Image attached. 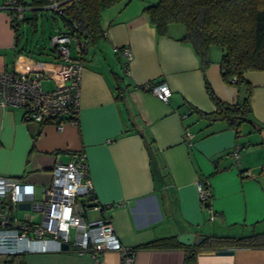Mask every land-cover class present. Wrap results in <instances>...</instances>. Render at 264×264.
I'll return each instance as SVG.
<instances>
[{"label": "crops", "instance_id": "crops-1", "mask_svg": "<svg viewBox=\"0 0 264 264\" xmlns=\"http://www.w3.org/2000/svg\"><path fill=\"white\" fill-rule=\"evenodd\" d=\"M26 1V18L44 8L39 0ZM156 1L122 0L102 11V37L91 50L88 42L82 53L76 125L57 128L24 119L20 108L0 106V175L31 184L39 199L55 161H68L82 151L94 198L107 206L102 213L110 217L121 243L170 242L137 250L133 264H264V245L196 249V243L178 240L181 246L172 245L182 233L194 239L264 233V70L244 73L252 86V121L243 123L238 135L224 120L200 117L192 107L205 113L216 108L207 83L226 103L241 101L245 88L226 86L218 59L202 68L192 45L181 40L180 24L170 25L168 35H157L143 11ZM19 39L0 9V70L56 71L54 50L48 59H39L26 46L20 48ZM123 46L132 54L128 62L120 52ZM71 54H77L75 47ZM44 81L50 82L46 88L53 87V79ZM160 82L171 90L168 101L151 90ZM142 134L153 140V161ZM235 144L241 146L237 160L231 155ZM198 181L209 185V209L200 203ZM100 215L89 213L91 218ZM28 217L35 221L30 212ZM192 249L195 258L186 261ZM20 255L23 264H93L91 252L72 247ZM1 256L0 264L6 259ZM98 257V264H121L116 250H100Z\"/></svg>", "mask_w": 264, "mask_h": 264}, {"label": "built area", "instance_id": "built-area-1", "mask_svg": "<svg viewBox=\"0 0 264 264\" xmlns=\"http://www.w3.org/2000/svg\"><path fill=\"white\" fill-rule=\"evenodd\" d=\"M23 1L3 0L0 5V9L7 14L10 26L18 25L24 18L27 6ZM44 9L61 13L57 0H48ZM49 44L58 60L56 71L50 73L41 67L0 70V106L20 108L24 119L51 123L57 128L65 124L76 125L80 111L82 53L88 46V40L56 31L50 35ZM72 47L77 52L75 56L71 54ZM120 52L128 62L132 55L130 49L123 46ZM46 78L53 79V87L43 85ZM151 90L163 101H168L171 96L165 82L152 86ZM190 136L186 132V137ZM240 147L235 144L231 150L235 160ZM32 187L19 178L0 175V255L61 251L62 245L67 244L68 248L91 252L93 264L99 263L98 252L103 249L118 251L121 264H133L135 251L121 243L110 217L102 213L107 206L94 198V188L82 151L68 161H55L51 168V181L43 188L39 199H36ZM197 191L202 206L210 203L211 191L207 182L198 181ZM21 202L30 203L25 219L18 218L16 214L17 211L26 212L18 209ZM31 210L40 211L41 219L29 221ZM92 211L101 215L91 218L89 213Z\"/></svg>", "mask_w": 264, "mask_h": 264}, {"label": "trees", "instance_id": "trees-1", "mask_svg": "<svg viewBox=\"0 0 264 264\" xmlns=\"http://www.w3.org/2000/svg\"><path fill=\"white\" fill-rule=\"evenodd\" d=\"M60 3L59 15L64 24V30L78 39L95 43L102 37L100 24L101 13L106 8L122 0H57ZM27 6V1H23ZM48 0H39L46 5ZM144 13L157 35H168L172 24H181L184 34L181 40L189 42L196 51L202 68L210 64V49L218 46L221 49L219 73L222 80L235 84H243L246 94L241 101L226 103L216 96L207 83L208 96L215 104V110L210 113L192 107L200 117L209 121L224 120L239 134L240 126L250 117V96L252 86L245 79L244 73L249 70H264V0H157L144 8ZM36 13L22 21L30 20L36 25ZM20 23V22H19ZM18 25L11 26L17 33ZM51 48V47H50ZM52 49V48H51ZM144 144L153 158V140L142 134ZM159 168V164L155 162ZM243 172V171H242ZM210 203L205 204L209 209ZM168 239H153L136 246L139 249H151L167 246ZM173 246L182 244L174 238ZM264 245V233H254L245 236H204L196 244V249L202 248H235ZM196 249L186 251L185 260L193 261ZM1 264H23L21 255H7Z\"/></svg>", "mask_w": 264, "mask_h": 264}, {"label": "rangeland", "instance_id": "rangeland-1", "mask_svg": "<svg viewBox=\"0 0 264 264\" xmlns=\"http://www.w3.org/2000/svg\"><path fill=\"white\" fill-rule=\"evenodd\" d=\"M36 13H37L36 25L34 26L30 22V20L27 21L23 20L19 23L18 31L17 33H15V35L16 37L20 38L18 40V46L20 48L26 46V51H28L27 53H32L33 56L39 59H48L50 56L53 55V49L50 48V44H49V37L54 31H57L56 29L63 30L64 28L63 20L59 15L53 13L51 10H47L44 8L36 10ZM27 15H30V13H28ZM179 26H180L179 28L184 30L181 24ZM93 47L94 45H92L91 43L89 46V50H91ZM12 51L14 50L12 49ZM209 54L211 60L210 63L212 62V59L213 60L218 59V63H219L221 49L218 46L211 47ZM224 83L226 84V86L231 88L234 87L241 89L244 88L243 84L232 83L231 79L228 82L224 81ZM43 85L45 87H50V82L44 81ZM16 214L18 218L22 217V213L20 211H17ZM40 216L41 214L39 211H35V210L30 211V220H38ZM0 258H2V256Z\"/></svg>", "mask_w": 264, "mask_h": 264}, {"label": "water", "instance_id": "water-1", "mask_svg": "<svg viewBox=\"0 0 264 264\" xmlns=\"http://www.w3.org/2000/svg\"><path fill=\"white\" fill-rule=\"evenodd\" d=\"M18 209L19 210H23V211H26L24 212L25 214H27L30 210V203L29 202H21L18 204ZM204 239V236L200 235V236H197L195 239H194V235L192 233H182V234H179L177 236V240L185 245H191L193 242L198 244L200 243L202 240ZM62 249L63 250H66L68 249V245L67 244H63L62 245Z\"/></svg>", "mask_w": 264, "mask_h": 264}]
</instances>
